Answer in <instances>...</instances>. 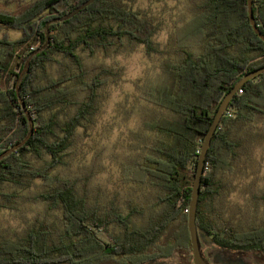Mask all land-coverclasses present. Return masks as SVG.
<instances>
[{"label": "trees", "instance_id": "trees-1", "mask_svg": "<svg viewBox=\"0 0 264 264\" xmlns=\"http://www.w3.org/2000/svg\"><path fill=\"white\" fill-rule=\"evenodd\" d=\"M89 1L30 0L17 16L0 11V26L22 33L0 39V156L16 147L0 158V212L19 213L24 224L1 234L0 264H162L177 252L193 264L187 219L202 143L225 96L264 67L247 0H189L195 27L176 29L173 58L141 88L159 113L141 119L144 140L122 167L125 183L150 189L145 207H118L93 186L96 162L74 163L103 91L119 77L106 61L138 46L159 53L158 27L123 0ZM253 13L264 34V0ZM262 134L264 74L232 99L206 158L196 223L213 249L264 253V186L251 190L239 219L255 222L233 224L226 213L234 176Z\"/></svg>", "mask_w": 264, "mask_h": 264}, {"label": "rangeland", "instance_id": "rangeland-1", "mask_svg": "<svg viewBox=\"0 0 264 264\" xmlns=\"http://www.w3.org/2000/svg\"><path fill=\"white\" fill-rule=\"evenodd\" d=\"M29 1L0 0V11L17 16L22 10L20 5H26ZM123 1L134 11L155 22L158 33L154 37V44L160 52L148 53L145 47L138 46L130 54H120L106 61L116 69L119 77L103 91L100 115L95 125L83 133L81 152L74 163V170L80 166H90L95 161L97 176L93 186L101 191L103 197L118 207L125 206L128 200L140 202L145 207L148 201H153L150 189L137 188L125 183L122 167V163L126 160L137 157V148L144 140L140 129L141 119L159 113L142 98L141 88L147 80H156L159 77L163 61L173 58L171 56L175 49L176 29L179 27L180 33L189 31L195 27L196 19L193 17L188 19L187 10L192 4L189 0ZM187 19V23H184L183 21ZM21 36L20 30L0 26V39L16 40ZM251 145L250 151L245 156L247 159L241 162L234 176L232 192L226 202L227 217H236V221L229 222L241 226L255 222L239 221V219L251 203V190H258L264 186V134L252 141ZM33 210L37 211L34 208ZM249 213L251 217L253 212ZM35 214L31 211L26 212L29 218L35 217ZM23 225L19 213L0 212V236L13 232ZM186 257L185 253L177 252L173 260L162 264H185Z\"/></svg>", "mask_w": 264, "mask_h": 264}, {"label": "water", "instance_id": "water-1", "mask_svg": "<svg viewBox=\"0 0 264 264\" xmlns=\"http://www.w3.org/2000/svg\"><path fill=\"white\" fill-rule=\"evenodd\" d=\"M92 1V0H91ZM89 1L88 3H90ZM253 0H247L248 5V15H249V21L251 24V27L255 34L258 36L260 40L264 43V34L260 31L255 17L253 13ZM264 74V67H261L247 75H245L233 88L232 90L225 96L223 101L221 102L213 120L209 127V130L205 136V139L201 146L200 155L198 158V163L196 167V172L193 180L192 185V192H191V199L189 203V211H188V231L190 235V243H191V251H192V260L193 264H208V262L205 260L201 248H200V239H199V233H198V226L196 223V217H197V210H198V203H199V197H200V190L202 185V179L205 172V165H206V158L208 156L209 149L211 147L212 139L215 136V133L217 131V128L225 115L228 106L232 99L235 97L237 92L249 81L255 79L256 77ZM31 127L33 126V121L30 120ZM33 132V131H32ZM31 132V134H32ZM26 142V141H25ZM23 142L22 144H24ZM15 148L11 149L7 153L0 156L3 157L7 155L9 152L15 150ZM209 240V237H207Z\"/></svg>", "mask_w": 264, "mask_h": 264}, {"label": "flooded vegetation", "instance_id": "flooded-vegetation-1", "mask_svg": "<svg viewBox=\"0 0 264 264\" xmlns=\"http://www.w3.org/2000/svg\"><path fill=\"white\" fill-rule=\"evenodd\" d=\"M200 238V248L208 264H264V253L244 250L213 249V240ZM213 247V248H212Z\"/></svg>", "mask_w": 264, "mask_h": 264}, {"label": "built area", "instance_id": "built-area-1", "mask_svg": "<svg viewBox=\"0 0 264 264\" xmlns=\"http://www.w3.org/2000/svg\"><path fill=\"white\" fill-rule=\"evenodd\" d=\"M253 1H256V0H253Z\"/></svg>", "mask_w": 264, "mask_h": 264}]
</instances>
